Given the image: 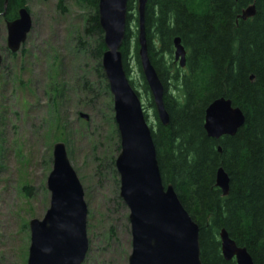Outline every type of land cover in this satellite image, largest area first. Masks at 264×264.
<instances>
[{
    "label": "trees",
    "instance_id": "obj_1",
    "mask_svg": "<svg viewBox=\"0 0 264 264\" xmlns=\"http://www.w3.org/2000/svg\"><path fill=\"white\" fill-rule=\"evenodd\" d=\"M75 1L90 9L77 49L94 59L99 87L110 93L101 64L106 46L98 20L99 0ZM26 2L7 0L4 20L16 18ZM251 3L254 15L241 19L239 14ZM145 31L149 57L164 86L168 124L157 119L140 69L135 0H127L120 47L124 68L129 77L131 53L154 108L152 137L162 182L173 185L198 225L201 261L235 264L221 252L219 231L225 228L238 245L247 248L254 264H264V0H147ZM175 36L186 50L184 67L173 57ZM84 82V89L93 92L92 83ZM219 96L238 106L245 120L235 134L213 138L203 127L204 113ZM219 166L229 176L227 195L215 184Z\"/></svg>",
    "mask_w": 264,
    "mask_h": 264
},
{
    "label": "rangeland",
    "instance_id": "obj_2",
    "mask_svg": "<svg viewBox=\"0 0 264 264\" xmlns=\"http://www.w3.org/2000/svg\"><path fill=\"white\" fill-rule=\"evenodd\" d=\"M26 6L31 27L16 52L7 46L0 16V264H27L30 220L49 207L47 176L57 141L65 143L84 188L88 249L82 264H127L131 231L115 167L120 140L113 99L99 87L94 59L77 49L90 9L75 0H27ZM128 67L153 126L154 108L131 53ZM85 80L93 92L84 89Z\"/></svg>",
    "mask_w": 264,
    "mask_h": 264
},
{
    "label": "water",
    "instance_id": "obj_3",
    "mask_svg": "<svg viewBox=\"0 0 264 264\" xmlns=\"http://www.w3.org/2000/svg\"><path fill=\"white\" fill-rule=\"evenodd\" d=\"M146 3L147 0H135L140 69L157 119L168 124L164 86L147 49ZM6 5L7 0H4L0 16L5 14ZM254 13L255 6L251 3L239 17L246 19ZM98 20L106 46L101 64L112 95L120 140L115 167L119 174L120 196L129 208L131 252L127 264H203L198 225L182 205L173 185L162 182L153 129L124 68L120 47L127 23V0H99ZM5 23L7 46L11 52H16L31 27L29 10L26 6L20 7L18 16ZM173 57L180 67H184L186 50L179 36L173 39ZM2 60L0 53V66ZM79 114L88 119L87 113ZM244 120L245 115L238 106H234L229 98L219 96L206 106L203 127L209 137L219 138L235 134ZM215 184L223 195L228 194L229 176L222 166L216 169ZM47 187L49 207L42 218H32L29 223L27 264H82L88 249L87 205L83 185L62 141L53 145V165L47 176ZM219 239L225 259H234L235 264H254L247 248L238 245L225 228L220 229Z\"/></svg>",
    "mask_w": 264,
    "mask_h": 264
}]
</instances>
